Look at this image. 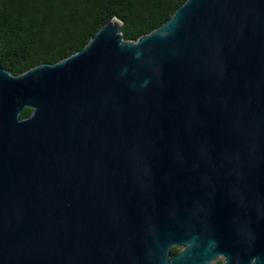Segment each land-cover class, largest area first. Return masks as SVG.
Listing matches in <instances>:
<instances>
[{
    "label": "water",
    "instance_id": "obj_1",
    "mask_svg": "<svg viewBox=\"0 0 264 264\" xmlns=\"http://www.w3.org/2000/svg\"><path fill=\"white\" fill-rule=\"evenodd\" d=\"M122 27L0 64V264H264V0Z\"/></svg>",
    "mask_w": 264,
    "mask_h": 264
},
{
    "label": "trees",
    "instance_id": "obj_2",
    "mask_svg": "<svg viewBox=\"0 0 264 264\" xmlns=\"http://www.w3.org/2000/svg\"><path fill=\"white\" fill-rule=\"evenodd\" d=\"M187 0H0V64L21 75L81 51L113 18L126 41L166 23ZM26 108L22 118L30 116ZM172 253H177L176 248ZM213 264H224L218 260Z\"/></svg>",
    "mask_w": 264,
    "mask_h": 264
},
{
    "label": "flooded vegetation",
    "instance_id": "obj_3",
    "mask_svg": "<svg viewBox=\"0 0 264 264\" xmlns=\"http://www.w3.org/2000/svg\"><path fill=\"white\" fill-rule=\"evenodd\" d=\"M176 248V250H177V253L178 252H180L182 249L181 248H179V247H175Z\"/></svg>",
    "mask_w": 264,
    "mask_h": 264
},
{
    "label": "rangeland",
    "instance_id": "obj_4",
    "mask_svg": "<svg viewBox=\"0 0 264 264\" xmlns=\"http://www.w3.org/2000/svg\"><path fill=\"white\" fill-rule=\"evenodd\" d=\"M220 260H222V259H220ZM223 261V260H222Z\"/></svg>",
    "mask_w": 264,
    "mask_h": 264
}]
</instances>
